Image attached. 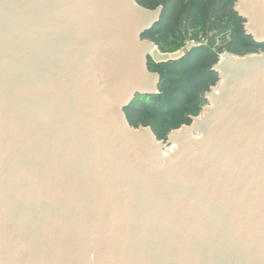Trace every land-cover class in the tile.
I'll use <instances>...</instances> for the list:
<instances>
[{"label":"water","instance_id":"1","mask_svg":"<svg viewBox=\"0 0 264 264\" xmlns=\"http://www.w3.org/2000/svg\"><path fill=\"white\" fill-rule=\"evenodd\" d=\"M264 44V0H236ZM137 0H0V264H264V52L219 55L190 125L124 114L158 94Z\"/></svg>","mask_w":264,"mask_h":264},{"label":"trees","instance_id":"2","mask_svg":"<svg viewBox=\"0 0 264 264\" xmlns=\"http://www.w3.org/2000/svg\"><path fill=\"white\" fill-rule=\"evenodd\" d=\"M236 0H137L141 7L154 10L162 6L158 23L145 32L142 39L153 42L161 53H175L187 41H198L217 30L225 40L213 51L209 46H196L177 61L154 64L148 60V70L160 77L158 94L137 95L124 109L133 128L150 127L157 140L182 125H190L207 105L205 94L218 82L211 71L220 54L228 52L243 56L264 52V44L255 43L245 35L244 21L232 10ZM216 36V35H214ZM213 36L209 39L212 46Z\"/></svg>","mask_w":264,"mask_h":264},{"label":"rangeland","instance_id":"3","mask_svg":"<svg viewBox=\"0 0 264 264\" xmlns=\"http://www.w3.org/2000/svg\"><path fill=\"white\" fill-rule=\"evenodd\" d=\"M217 33V30H213L211 32H209L207 35H206V44L204 46H209L212 48L213 51H217V48L219 46H222V44H224L225 40L223 39V34H216ZM216 35V36H214ZM211 36H213V43H212V46L209 44V39L211 38ZM237 56V55H236Z\"/></svg>","mask_w":264,"mask_h":264},{"label":"built area","instance_id":"4","mask_svg":"<svg viewBox=\"0 0 264 264\" xmlns=\"http://www.w3.org/2000/svg\"><path fill=\"white\" fill-rule=\"evenodd\" d=\"M189 44H194L195 46L205 45L206 44V38L201 37L198 41H187V42H185V46H187Z\"/></svg>","mask_w":264,"mask_h":264},{"label":"flooded vegetation","instance_id":"5","mask_svg":"<svg viewBox=\"0 0 264 264\" xmlns=\"http://www.w3.org/2000/svg\"><path fill=\"white\" fill-rule=\"evenodd\" d=\"M234 4H235V2H234ZM234 4H233V6H234ZM158 7H161L162 9H163V7L160 5V6H158ZM232 10H233V7H232ZM234 12V11H233ZM183 49V48H182Z\"/></svg>","mask_w":264,"mask_h":264}]
</instances>
